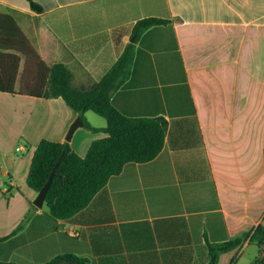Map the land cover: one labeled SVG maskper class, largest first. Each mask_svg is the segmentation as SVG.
Wrapping results in <instances>:
<instances>
[{"label":"crops","instance_id":"crops-1","mask_svg":"<svg viewBox=\"0 0 264 264\" xmlns=\"http://www.w3.org/2000/svg\"><path fill=\"white\" fill-rule=\"evenodd\" d=\"M0 0L41 59L64 64L73 86L89 89L129 44L132 74L112 96L127 117H162V152L127 164L89 206L54 221L34 206L31 162L42 140L69 142L84 157L104 138L107 121L80 115L62 99L0 93L21 110L25 144L2 152L9 177L0 183V262L47 264L71 255L74 264H207L206 239L221 243L264 229V0ZM170 21L131 42L143 19ZM137 39V36H136ZM22 57L16 90L20 89ZM3 96H8L7 99ZM18 100V101H17ZM35 103H26V101ZM33 106L27 117L26 106ZM34 111V114H32ZM99 118V119H98ZM34 125V130H26ZM32 152L29 171L16 152ZM264 246L246 242L218 264H258Z\"/></svg>","mask_w":264,"mask_h":264},{"label":"trees","instance_id":"trees-1","mask_svg":"<svg viewBox=\"0 0 264 264\" xmlns=\"http://www.w3.org/2000/svg\"><path fill=\"white\" fill-rule=\"evenodd\" d=\"M25 1L39 10L32 0ZM169 23L158 18L140 20L134 28L136 40L150 29ZM135 54V44H129L99 82L89 89H78L73 86V75L64 64L47 66L14 19L0 14V93L35 99L60 98L80 115L92 112L107 121V127L102 131L106 136L94 141L84 157L78 155L68 142L42 140L35 149L27 184L39 193L55 169L45 200L49 216L54 221L72 219L87 208L127 164L149 163L163 150L168 131V122L164 118L127 117L112 102L113 94L131 77ZM22 57L25 58V66L17 91ZM83 123L92 131L101 132L89 126L84 119ZM21 227L10 236L0 238V243L14 236ZM206 242L207 264H218L222 254L241 249L246 242L264 246V229L259 226L221 243H212L208 239ZM76 261L77 258L66 255L47 264H74Z\"/></svg>","mask_w":264,"mask_h":264},{"label":"rangeland","instance_id":"rangeland-1","mask_svg":"<svg viewBox=\"0 0 264 264\" xmlns=\"http://www.w3.org/2000/svg\"><path fill=\"white\" fill-rule=\"evenodd\" d=\"M7 99H10L8 96H3ZM10 102L4 103L0 102V158L2 159L3 151L5 150H13L15 154V147L18 145L20 146L21 144H25V141L21 139V133L22 129L25 126L24 121H22V117L20 114L22 113L19 107L16 105L15 102L16 100H9ZM18 101V100H17ZM26 103H35V102H29L26 101ZM33 106H26V114L28 118V114H30L31 110H33ZM30 112V113H29ZM32 114H34V111H32ZM94 117H99L95 114ZM99 119V118H98ZM32 130H34V125H30L28 129L26 130L28 133H31ZM2 149V150H1ZM32 152L28 150L27 152H16V155L19 156L21 159H24V162L21 165V171L24 174H28L29 171V164L28 160L30 159ZM0 167L4 170L7 171L8 167L4 166L3 163L0 161ZM9 177L3 176L2 172H0V183H8L9 182Z\"/></svg>","mask_w":264,"mask_h":264},{"label":"water","instance_id":"water-1","mask_svg":"<svg viewBox=\"0 0 264 264\" xmlns=\"http://www.w3.org/2000/svg\"><path fill=\"white\" fill-rule=\"evenodd\" d=\"M136 40V35L132 38L131 42L134 43ZM84 123H83V120L81 117H78L77 120L71 125L69 131H68V134H67V137H66V142H70L75 134V132L83 127ZM57 167V165H56ZM54 173H55V169L53 170V172L51 173L50 175V178L49 180L47 181V183L45 184V186L42 188V190L38 193V196L36 198V200L34 201V206L41 209L43 208L44 204H45V200H46V195H47V192H48V189L51 185V182L53 180V176H54Z\"/></svg>","mask_w":264,"mask_h":264},{"label":"built area","instance_id":"built-area-1","mask_svg":"<svg viewBox=\"0 0 264 264\" xmlns=\"http://www.w3.org/2000/svg\"><path fill=\"white\" fill-rule=\"evenodd\" d=\"M258 264H264V251H262L259 255Z\"/></svg>","mask_w":264,"mask_h":264}]
</instances>
